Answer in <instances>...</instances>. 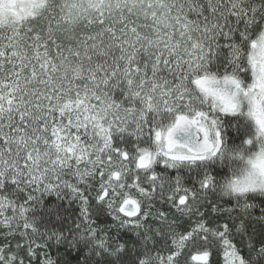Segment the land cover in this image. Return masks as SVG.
Listing matches in <instances>:
<instances>
[{
  "label": "snow or ice",
  "instance_id": "snow-or-ice-1",
  "mask_svg": "<svg viewBox=\"0 0 264 264\" xmlns=\"http://www.w3.org/2000/svg\"><path fill=\"white\" fill-rule=\"evenodd\" d=\"M24 5L0 15V264L49 240L42 264H264V0ZM52 192L69 235L33 214Z\"/></svg>",
  "mask_w": 264,
  "mask_h": 264
},
{
  "label": "trees",
  "instance_id": "trees-1",
  "mask_svg": "<svg viewBox=\"0 0 264 264\" xmlns=\"http://www.w3.org/2000/svg\"><path fill=\"white\" fill-rule=\"evenodd\" d=\"M18 6H22V4H18ZM17 8H10L6 5H1L0 3V15L4 16L5 19L8 16L14 17H24L26 13L24 11L19 12ZM13 160V164L17 161L14 157H9ZM221 169H217L220 173V176L217 177L219 180H224L231 173L226 166H220ZM157 171L159 169L157 168ZM94 195V194H93ZM81 205L78 200L74 197H61L57 198V193H44L42 194V198L39 203L33 205V214L38 218V223L41 232H46L51 229H56L58 231H63L65 235H69L72 230H74L76 224L79 221ZM53 211L50 212V210ZM110 219V218H109ZM51 254L54 259L59 260L60 258H65V249L68 248V245L65 243H57L56 241H50ZM72 251L73 255H76L78 251L77 248L69 249ZM197 252L193 251L191 255H196ZM90 255L89 251L85 249L83 253H81L79 264H85V258ZM41 264L42 257L40 255ZM73 264H77V262H73ZM188 264H200V262L191 260L189 257Z\"/></svg>",
  "mask_w": 264,
  "mask_h": 264
},
{
  "label": "rangeland",
  "instance_id": "rangeland-1",
  "mask_svg": "<svg viewBox=\"0 0 264 264\" xmlns=\"http://www.w3.org/2000/svg\"><path fill=\"white\" fill-rule=\"evenodd\" d=\"M0 3H1V5H6L10 8H17L18 10H20L19 12L24 11L26 13V7L24 5V0H0ZM20 3L22 4V6H18V4H20ZM37 195H39V193H37ZM34 239H35L37 244H43V240L40 237H34ZM50 241H52V240L48 241L49 244H50ZM21 243L26 244L27 241L24 240V241H21ZM12 247H15V242H13ZM50 250H51V248H47V249H42L40 251V255H41L42 259L44 258L43 257V255H44L43 251H47L51 254Z\"/></svg>",
  "mask_w": 264,
  "mask_h": 264
},
{
  "label": "flooded vegetation",
  "instance_id": "flooded-vegetation-1",
  "mask_svg": "<svg viewBox=\"0 0 264 264\" xmlns=\"http://www.w3.org/2000/svg\"><path fill=\"white\" fill-rule=\"evenodd\" d=\"M224 2L227 3V0H224ZM158 169H159V168H158ZM159 170H160V169H159ZM180 194H182V193H179L178 195H180ZM177 198H178V196H177Z\"/></svg>",
  "mask_w": 264,
  "mask_h": 264
}]
</instances>
